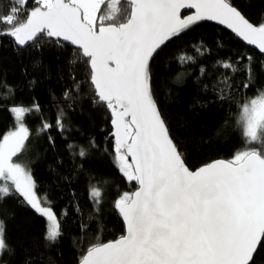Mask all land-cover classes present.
<instances>
[{"label": "snow or ice", "instance_id": "obj_1", "mask_svg": "<svg viewBox=\"0 0 264 264\" xmlns=\"http://www.w3.org/2000/svg\"><path fill=\"white\" fill-rule=\"evenodd\" d=\"M27 3L0 0V26H5L0 36L12 38L17 48H39L41 37L58 47L61 40L76 46L69 65L83 62L90 70L93 103L111 114L117 165L138 185L114 202L125 234L106 243L97 238L78 264H254L264 248V91L241 105L237 123L244 150L192 170L157 106L151 62L172 38L204 20L225 25L264 54V18L254 25L232 0H34L31 10ZM182 9L195 11L182 17ZM202 48V43L196 48L199 55ZM178 59L195 61L186 54ZM248 61L243 67L241 60L218 61L214 68L220 74L203 89L211 88L221 102L232 99L237 74L246 73L245 89L254 80L252 57ZM200 73L204 76L206 69L201 67ZM181 77L178 73L177 79ZM0 88V95L11 91L6 84ZM63 95L71 108V90ZM10 111L16 127L0 139V204L18 193L46 218L43 238L51 246L63 235L62 221L48 198L37 196L30 170L13 162L31 135L24 117L39 113L40 107L14 106ZM65 118V109L59 108L55 125L43 121L39 132L55 126L63 133ZM49 141L54 144L51 136ZM253 143L260 147L248 146ZM79 155L86 156L87 150L81 148ZM89 196L99 205L102 189L92 185ZM5 251L11 249L0 219V258Z\"/></svg>", "mask_w": 264, "mask_h": 264}, {"label": "trees", "instance_id": "obj_2", "mask_svg": "<svg viewBox=\"0 0 264 264\" xmlns=\"http://www.w3.org/2000/svg\"><path fill=\"white\" fill-rule=\"evenodd\" d=\"M232 2L254 25L264 18V0ZM35 6L34 0H28L26 9ZM37 43L41 47L29 44L17 48L12 38L0 36V85L11 89L7 95H0V139L14 126L12 107L39 105V113L24 117L31 135L25 151L13 162L30 170L36 194L50 201L62 221L63 235L49 246L43 238L45 218L27 206L18 193L10 195L0 204V219L4 221L5 239L11 251L2 254L0 264H78L97 238L105 242L123 234V221L114 202L122 193H131L137 184L128 181L114 161L111 114L106 107L93 103L90 70L83 62L69 65L76 58V48L65 42L58 47L43 37ZM201 43L203 55L196 52ZM185 54L194 56L195 61L185 64L178 59ZM248 57H252L254 80L247 89L243 87V72L233 80L230 100L221 102L211 88L203 89L220 74L214 68L218 61L235 64L241 60L239 66L243 67L249 62ZM262 64L264 54L208 21L172 38L152 60L154 98L190 169L213 160L231 159L237 151L244 150L245 139L237 121L245 100L264 91ZM201 67L206 69L204 76ZM178 73L182 74L179 80ZM66 90L72 92L71 108L63 95ZM59 108L66 112V130L61 133L53 126L39 132L43 121L55 125ZM69 144L74 149L70 150ZM248 146L260 147L256 143ZM81 148L87 150L86 156L79 155ZM92 185L102 189L99 205L90 199ZM254 264H264V248L256 254Z\"/></svg>", "mask_w": 264, "mask_h": 264}, {"label": "water", "instance_id": "obj_3", "mask_svg": "<svg viewBox=\"0 0 264 264\" xmlns=\"http://www.w3.org/2000/svg\"><path fill=\"white\" fill-rule=\"evenodd\" d=\"M32 9V8H31ZM30 9V10H31ZM195 10L194 9H182L181 10V15H182V17H184V16H188V15H191L193 12H194ZM204 21H208V20H204ZM204 21H200V22H198V23H201V22H204ZM208 22H212V23H215V24H217V25H219V26H221V27H223L224 29H226L227 31H229L230 33H232V34H234L241 42H243L245 45H247V46H249V47H251V48H253V49H255V50H257L258 52H260L259 51V49L256 47V46H254V45H249L246 41H244L241 37H239V36H237L235 33H233L230 29H228L225 25H221V24H219L217 21H208ZM197 23V24H198ZM194 26V25H193ZM5 36V35H4ZM61 42H65V41H62L61 40ZM65 43H68V44H70L71 46H73V47H75L76 48V46H74V45H72L70 42H65ZM25 48V47H24ZM261 53V52H260ZM110 125H111V119H110ZM111 128H112V131H111V133L113 132V127H112V125H111ZM113 139H114V142H115V138H114V136H113ZM128 159H129V161L131 160V157H128ZM218 160H221V159H218ZM222 160H226V159H222ZM214 161V160H213ZM212 161H210V162H208V163H211ZM207 164V163H206ZM204 165V164H203ZM202 166V165H201ZM200 167V166H199ZM198 168V167H197ZM195 170V169H194ZM137 187H138V185H137ZM137 187L132 191V192H134L136 189H137ZM119 213V212H118ZM121 216V215H120ZM122 218V217H121ZM122 221H123V218H122ZM123 225H124V232H123V234L122 235H124L125 234V224H124V221H123ZM120 237V236H119ZM119 237H117V238H119ZM117 238H115V239H117ZM115 239H113V240H115ZM108 241H111V240H108ZM108 241H105V243L106 242H108Z\"/></svg>", "mask_w": 264, "mask_h": 264}, {"label": "rangeland", "instance_id": "obj_4", "mask_svg": "<svg viewBox=\"0 0 264 264\" xmlns=\"http://www.w3.org/2000/svg\"><path fill=\"white\" fill-rule=\"evenodd\" d=\"M15 127H16V121H14V126L12 127V128H10L9 130H7L5 133H4V135H6L9 131H12V130H14L15 129ZM3 135V136H4ZM3 136L1 137V139L3 138ZM115 157H116V153H115V156H114V161H115V163H116V165H117V162H116V159H115ZM16 163V162H15ZM117 167H118V165H117ZM119 168V167H118ZM35 190V189H34ZM38 196V195H37ZM40 198V197H39ZM45 218V217H44ZM45 221H46V218H45ZM46 223H47V221H46Z\"/></svg>", "mask_w": 264, "mask_h": 264}]
</instances>
